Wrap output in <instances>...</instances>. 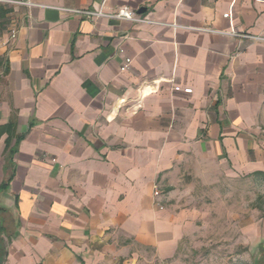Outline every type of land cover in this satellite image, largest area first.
Returning a JSON list of instances; mask_svg holds the SVG:
<instances>
[{
    "label": "crops",
    "instance_id": "0c3cea01",
    "mask_svg": "<svg viewBox=\"0 0 264 264\" xmlns=\"http://www.w3.org/2000/svg\"><path fill=\"white\" fill-rule=\"evenodd\" d=\"M192 156L264 193V0H0L4 264H181Z\"/></svg>",
    "mask_w": 264,
    "mask_h": 264
},
{
    "label": "rangeland",
    "instance_id": "374dc122",
    "mask_svg": "<svg viewBox=\"0 0 264 264\" xmlns=\"http://www.w3.org/2000/svg\"><path fill=\"white\" fill-rule=\"evenodd\" d=\"M208 164L190 157L174 187L178 209L197 213L196 230L183 239L177 259L181 264H264V250L244 238L246 224L264 212L261 186L221 167L208 173L203 168Z\"/></svg>",
    "mask_w": 264,
    "mask_h": 264
},
{
    "label": "built area",
    "instance_id": "2783aa9c",
    "mask_svg": "<svg viewBox=\"0 0 264 264\" xmlns=\"http://www.w3.org/2000/svg\"><path fill=\"white\" fill-rule=\"evenodd\" d=\"M2 1H11V0H2ZM18 3L22 4H30V2L26 1H18ZM74 13H80V14H85L88 16H97V17H110V18H116L120 20H127L130 22H136V23H148L149 20L146 18H143L142 16L138 15L133 9L129 7H122L116 10L115 12H105L103 9L99 11H89V10H69ZM230 14H225L224 17L228 18ZM176 26V25H175ZM198 30V29H197ZM200 30H206V31H211L214 32V30H207V29H200ZM17 30L13 29L10 34L8 42L12 39H15L17 37ZM234 35L237 36H242V37H251L253 39H261L260 37H255V36H248L247 34H239V33H233ZM132 64V58L131 57H126L123 64L121 65V70H127L130 68ZM175 91L177 92H184V93H192L193 89L192 88H183L181 86H176L174 88Z\"/></svg>",
    "mask_w": 264,
    "mask_h": 264
},
{
    "label": "trees",
    "instance_id": "16d2710c",
    "mask_svg": "<svg viewBox=\"0 0 264 264\" xmlns=\"http://www.w3.org/2000/svg\"><path fill=\"white\" fill-rule=\"evenodd\" d=\"M0 235H1V232H0ZM4 258H5V248H4L2 241L0 240V264H4Z\"/></svg>",
    "mask_w": 264,
    "mask_h": 264
}]
</instances>
